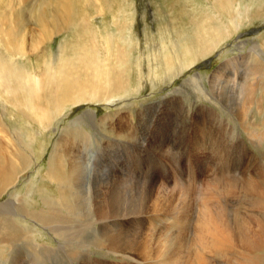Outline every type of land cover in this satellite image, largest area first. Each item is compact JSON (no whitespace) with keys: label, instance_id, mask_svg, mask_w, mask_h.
I'll return each instance as SVG.
<instances>
[{"label":"rangeland","instance_id":"1","mask_svg":"<svg viewBox=\"0 0 264 264\" xmlns=\"http://www.w3.org/2000/svg\"><path fill=\"white\" fill-rule=\"evenodd\" d=\"M46 1L51 0H0V31L3 29L0 40H11L12 43L14 39V43H20H12L14 50L10 48L9 55L17 53L12 57L15 62L11 67L25 66L42 84L41 90L34 91L32 105L23 108L25 112L16 101L9 100L4 107L0 102V136L3 134L0 137V166L6 167L8 158H12V174L16 173L6 180L0 178L3 180H0V188L4 185L0 189V216L4 218L0 226L22 230L18 234L0 235V264H158L162 257L173 258V254L181 258V264H196L193 255L197 248L193 247V237L204 205L210 212L215 211L217 204L221 210L223 207L229 210L222 211L230 218L246 217V223L261 213V208L255 207L256 201L263 196L261 187L251 191L249 183H242L248 181L246 175L263 171L264 165V87H260L264 84V0H71L69 27L60 12L61 20L57 18L58 11L49 15ZM48 16L55 20H50V31L54 32L47 40L37 24L42 22L47 26ZM11 21H16L12 22L15 26ZM8 22L13 30L18 29L19 35L7 29ZM9 32L14 37H8ZM90 35H93V41H89ZM19 37L22 42L18 41ZM93 43L95 47H92ZM62 50L64 57L60 58ZM6 60L4 54L3 61ZM48 62L53 69L52 75L48 74ZM55 70L59 75L54 73ZM4 80L12 82L10 78ZM77 87L82 92L79 90V93ZM4 91L0 89V94L10 99ZM28 110L37 115L44 112L41 123L34 116H28ZM30 136L34 140L27 149L30 152L26 153L21 146ZM6 137L12 139L8 141ZM56 142L60 148L58 157L65 158L64 191L47 177ZM16 149L24 157L18 155ZM16 157L24 158L23 164L28 163L29 168L20 165ZM231 192L232 195L228 194ZM94 202L99 203L97 207ZM104 202L106 205L103 206ZM91 203L94 209L90 207ZM101 206L105 212L109 211L110 218ZM148 208L155 213L148 214ZM34 213L39 219L32 217ZM210 214L212 216L213 212ZM192 225L196 228L194 233L191 232ZM104 227L109 230L105 231ZM167 234L171 242L166 239ZM126 241L128 245H125ZM173 242L175 246L176 242H181L177 243L179 247L183 243L182 251ZM155 248L159 252L166 249L162 254L166 256L158 254ZM141 249L161 257H153L152 261ZM226 249L228 254L216 252L210 259L203 257V264L208 259L212 263L207 264L224 259V264H236L241 256L249 259L260 256L264 260V249L252 250L247 243L239 246L229 242ZM123 251L133 253L135 258L142 253L136 261L123 260V263L116 254ZM142 255L149 263L144 258L140 261Z\"/></svg>","mask_w":264,"mask_h":264},{"label":"bare ground","instance_id":"2","mask_svg":"<svg viewBox=\"0 0 264 264\" xmlns=\"http://www.w3.org/2000/svg\"><path fill=\"white\" fill-rule=\"evenodd\" d=\"M73 1V0H72ZM72 1L71 0H51L50 2H48L47 3V1L46 2H44L45 4L47 3L48 4V12H49V15L51 16L53 13L55 14V12L56 11H58V13H56V15H57V18H58V20H61V18H60V15H61V17L64 19V23H65V25L66 24H68V18L71 16V14H72ZM32 2V1H31ZM98 2V1H97ZM221 3V2H220ZM46 4V5H47ZM102 5V4H101ZM19 6V5H18ZM45 6V5H44ZM41 7H43V6H41ZM46 7V6H45ZM46 10H47V8H45ZM59 12H60V15H59ZM239 13V12H238ZM237 13V14H238ZM240 14V13H239ZM31 16H32V14H31ZM50 16H48L47 17V20H46V23H47V26H44L43 25V23L42 22H40L39 23V25L37 24V27L40 29V32L43 34V36L48 40L49 39V37H50V34L51 33H53L54 31H50L51 29H50V27H51V21L50 20H55V18L54 17H50ZM6 17V16H5ZM15 19V18H14ZM5 20V19H4ZM16 20V19H15ZM15 23L14 21H11V23ZM238 22V21H237ZM9 24H7V29L8 30H13L9 25L11 24L10 22H8ZM12 23V24H13ZM17 24V23H16ZM232 24V23H231ZM233 24H234V21H233ZM235 24H237V23H235ZM5 25V24H4ZM14 25V24H13ZM13 25H12V27H13ZM18 25V24H17ZM17 25H16V27L15 28H17ZM69 25H70V23L68 24V25H66L67 27H69ZM6 26V25H5ZM9 26V27H8ZM15 26V25H14ZM228 27V26H227ZM1 28V27H0ZM6 28V27H5ZM5 28H4V31H5ZM11 28V29H10ZM48 28V29H47ZM6 29V30H7ZM228 29V28H227ZM3 30V29H2ZM1 30V31H2ZM17 30L18 29H16V31L15 30H13L14 32H12V33H15L16 32V34L15 35H17L18 33H17ZM20 30V29H19ZM57 30V29H56ZM229 30V29H228ZM1 31H0V33H1ZM4 33V32H3ZM2 33V34H3ZM10 34V32H9V35H8V37L9 36H13V34ZM23 32H21V34H22ZM101 33V32H100ZM99 33V34H100ZM54 34H56V33H54ZM19 35V34H18ZM0 36H2V35H0ZM6 36V38H8L7 37V35H5ZM93 35H90V37H89V41L90 40H92V37ZM97 36V35H96ZM14 37V36H13ZM100 37V36H99ZM213 37V36H212ZM211 37V38H212ZM15 38H17L16 36H15ZM20 38V37H19ZM21 38H22V35H21ZM21 38L18 40V41H20L21 40ZM103 38V37H102ZM107 38H109V37H107ZM2 39V38H1ZM9 39V38H8ZM11 39V38H10ZM18 39V38H17ZM96 39V38H95ZM104 39H106V38H104ZM14 40V39H13ZM13 40H12V43H14L13 42ZM100 40H101V38H100ZM8 41V40H7ZM15 41H17L16 39H15ZM93 41V40H92ZM21 42H22V40H21ZM11 43V40H10V42H5V41H2V40H0V89H5V95L7 96V95H10V99H8V98H5V97H3V94H0V99H2L0 102L3 104V107H4V105L6 104V106H7V104H9V100H11V102L13 103L14 101H16V103L18 104V106L19 107H21L22 108V110L25 112V110L23 109V108H28L29 107V105L31 104L32 105V102L34 101L33 100V98H34V96H35V93H34V91H36V90H41L40 88H41V82H40V80L35 76V75H32L31 73H29L28 72V70L25 68V66H24V68H18V66L16 67L15 66V68L13 67H11L12 66V64H13V62H15L13 59H12V57L13 56H15V55H9L10 54V48H12L13 46H15L14 44H18V43H14V44H12ZM20 44V43H19ZM94 44V43H93ZM93 44H91V45H93ZM109 45V44H108ZM20 46V45H19ZM96 46V44H94L92 47H95ZM98 46V45H97ZM91 47V48H92ZM107 48V47H106ZM255 48V47H254ZM13 50H14V48H12ZM22 49V48H21ZM96 49V48H95ZM20 50V49H19ZM18 50V51H19ZM75 50V49H74ZM93 50V49H92ZM22 52H23V50H22ZM89 53V52H88ZM91 53V52H90ZM4 54H6V56H7V60H6V62H4L3 61V59H4ZM84 54V53H83ZM80 55V54H79ZM108 55V54H107ZM81 56V55H80ZM84 56V55H83ZM62 57H64V50H62L61 51V57L60 58H62ZM82 57V56H81ZM85 57V56H84ZM94 57V56H93ZM66 59V58H65ZM95 59V58H94ZM233 59V58H232ZM61 60V59H60ZM67 61H68V59H66ZM234 60V59H233ZM232 60V61H233ZM62 61V60H61ZM60 61V62H61ZM89 61H91V60H89ZM98 61V60H97ZM100 61V60H99ZM230 61V60H229ZM228 61V62H229ZM231 61V62H232ZM101 62V61H100ZM65 63V62H64ZM81 63H83V62H81ZM93 63H95V64H98L99 62H94L93 61ZM234 63V62H233ZM100 65H101V63H99ZM230 64V63H229ZM15 65V64H14ZM50 65H51V63H49L48 62V65H47V69H48V71H49V73L48 74H50L52 71H53V69H51V67H50ZM228 65V64H227ZM53 66V65H52ZM67 66V65H66ZM69 66H70V64H69ZM78 66H80V64L78 65ZM90 66H92V65H90ZM103 66V65H102ZM62 67H64V66H62ZM64 68H66V67H64ZM81 69V68H80ZM67 70V69H66ZM221 70V69H220ZM70 71V70H69ZM68 71V72H69ZM72 71V70H71ZM82 71V70H81ZM104 71V70H103ZM73 72H74V70H73ZM72 72V73H73ZM76 72H79V71H76ZM92 72V71H91ZM96 72V71H95ZM216 72H218V71H216ZM215 72V73H216ZM221 72V71H220ZM219 72V73H220ZM263 72V71H262ZM54 73H57V75H59L58 74V72H57V70H55V72ZM70 73V72H69ZM47 74V75H48ZM68 74V73H67ZM85 74V73H84ZM217 74V73H216ZM264 74V73H263ZM51 75H52V73H51ZM51 75H50V77H51ZM54 75V74H53ZM63 75V74H62ZM86 75V74H85ZM104 75V74H103ZM64 76H66V75H63V77ZM78 76V75H77ZM87 76V75H86ZM97 76V75H96ZM213 76V79H215L216 78V75H212ZM264 76V75H263ZM69 77V76H68ZM76 77V76H75ZM88 77V76H87ZM104 77V76H103ZM5 78H10L11 80H12V82L11 81H9V80H4ZM53 78V77H52ZM52 78H51V80H52ZM55 78V77H54ZM54 78H53V80H54ZM61 78V77H60ZM60 78H59V80H60ZM79 78V77H78ZM107 78V77H106ZM48 79V78H47ZM70 79V78H69ZM74 79V78H73ZM102 79V78H101ZM240 79V78H239ZM259 79V78H258ZM67 81H68V79H67ZM78 81V80H77ZM81 81V80H80ZM261 81V80H260ZM74 82V81H73ZM92 82V84H93V81H90V83ZM107 81H106V79H105V84H107L106 83ZM218 82H220V81H218ZM259 82V81H258ZM78 83H80L79 81H78ZM78 83H76V84H78ZM81 83H84V81H82ZM80 83V84H81ZM97 83V82H96ZM95 83V84H96ZM260 83V82H259ZM63 84V83H62ZM242 84V83H241ZM253 84V83H252ZM251 84V85H252ZM83 85V84H82ZM91 85V84H90ZM254 85V84H253ZM257 85V84H256ZM256 85H254V86H256ZM64 86V88H66V90H67V87H65V85H63ZM71 86V85H70ZM69 86V87H70ZM75 85L73 84V87H74ZM80 86V85H79ZM253 86V89L254 88H256V87H254ZM43 87V86H42ZM81 87V86H80ZM86 87V86H85ZM92 87V86H91ZM108 87H110V86H108ZM250 87V86H249ZM252 87V86H251ZM260 87L261 88H263L264 87V84H260ZM63 88V89H64ZM78 88V87H77ZM112 88V87H111ZM260 88V89H261ZM61 89V88H60ZM75 90H76V88H74ZM222 89V88H221ZM220 89V90H221ZM225 89V88H224ZM63 91L64 93L65 92H67V91ZM71 90V89H70ZM74 90V91H75ZM80 89L78 88V91H79ZM91 90H93V89H91ZM97 90V89H96ZM99 90V89H98ZM97 90V91H98ZM112 90V89H111ZM217 90V89H216ZM256 90H258V88L256 89ZM262 90V89H261ZM264 90V89H263ZM58 91H59V89H58ZM72 91V90H71ZM81 91V90H80ZM80 91H79V93H80ZM83 91H85V90H83ZM87 91V90H86ZM94 91V90H93ZM93 91H91V93L93 92ZM108 91V90H107ZM73 92V91H72ZM77 92V91H76ZM82 92V91H81ZM251 92V91H250ZM57 93H59V92H57ZM74 94H75V92H73ZM99 93H100V91H99ZM252 93H253V91H252ZM60 94V93H59ZM84 94H87V93H84ZM89 94V93H88ZM251 94V93H250ZM249 94V95H250ZM58 95V94H57ZM68 95H69V92H68ZM73 94H71V96H72ZM76 95H78V94H76ZM90 95H92V94H90ZM97 95V94H96ZM99 96H100V94H98ZM221 95V94H220ZM60 96H62L63 97V95H59V97ZM65 96V95H64ZM74 96V95H73ZM72 96V97H73ZM216 96V95H215ZM243 96V95H242ZM67 97H70V96H67ZM77 98V97H76ZM62 99V98H61ZM65 99H66V97H65ZM71 99V98H70ZM220 99V98H219ZM63 100V99H62ZM68 100V99H67ZM61 101V100H60ZM72 101V100H71ZM62 102V101H61ZM66 102V101H65ZM171 102V101H170ZM248 102V101H247ZM63 103V102H62ZM72 103V102H71ZM70 103V104H71ZM77 103V102H76ZM165 103V102H164ZM221 103V102H220ZM159 104H161V103H159ZM180 104V103H179ZM55 105V104H54ZM249 105V104H248ZM173 106V105H172ZM259 107V106H258ZM31 108V107H30ZM150 108V107H149ZM182 108V107H181ZM244 108V107H243ZM158 109V108H157ZM245 109V108H244ZM4 110V109H3ZM232 110V109H231ZM234 110V109H233ZM241 110V109H240ZM246 110V109H245ZM257 110V109H256ZM89 111V110H88ZM243 111V110H242ZM28 113H29V115L28 116H34V119H36L37 121H38V123H41L40 122V120L41 119H43L44 118V115L42 114V113H44V112H40V114L39 115H37L38 113H34V112H31V111H27ZM91 112V111H90ZM196 112V111H195ZM235 112V111H234ZM244 112V111H243ZM248 112V111H247ZM212 113V112H211ZM210 113V114H211ZM238 114V113H237ZM239 115V114H238ZM246 115V114H245ZM89 116L90 117H92L93 118V116L89 113ZM29 118H33V117H29ZM238 118V117H237ZM242 118V117H241ZM244 118V117H243ZM77 120H78V118H77ZM81 119H79V121H80ZM93 120V119H92ZM241 120H243V119H241ZM46 121V120H45ZM78 121V122H79ZM89 121V120H88ZM239 121V120H238ZM42 122H43V120H42ZM77 122V123H78ZM244 123V122H243ZM245 124V123H244ZM244 124H242V125H244ZM71 128V127H70ZM198 128V127H197ZM201 128V127H200ZM243 129V128H242ZM258 129V128H257ZM98 131V130H97ZM204 131V130H203ZM8 133V132H7ZM7 133H6V136H7ZM85 133V132H84ZM2 134V133H1ZM68 134V133H67ZM3 135V134H2ZM2 135L0 136V137H2ZM249 135L251 136V138L252 137H254L253 136V134L251 133V132H249ZM70 136V135H69ZM197 136V135H196ZM249 136V137H250ZM4 137V136H3ZM7 138V137H6ZM9 138V137H8ZM8 138H7V140H8ZM34 137H31L30 136V139H28L27 138V140H26V142H24L23 144L24 145H22L21 146V150L22 151H26V153H28V152H30L29 150H27L28 148H30V146H32V143H33V139ZM194 138V137H193ZM198 138V137H197ZM3 139H5V138H3ZM12 139V138H11ZM10 139V140H11ZM253 139V138H252ZM1 140V139H0ZM10 140H8V141H10ZM4 141V140H3ZM21 141V140H20ZM19 141V142H20ZM82 141V140H81ZM87 141V140H86ZM1 142V141H0ZM6 142V141H5ZM12 143H13V141H11ZM169 142V141H168ZM8 143V142H7ZM57 143V142H56ZM82 144V143H81ZM4 145V144H3ZM5 145H7L6 143H5ZM12 146H13V144H11ZM259 145V144H258ZM56 147V148H55ZM54 147V149H53V154H52V156H50V161H49V168H48V171H47V177L48 178H50V179H52V180H54V181H56L57 183H58V186L60 187V189L62 190V191H64L63 190V188H64V184H65V171H64V173H63V169H64V164H63V161L65 160V158L62 156H59V157H61V158H59L58 157V155H59V144L57 143V146H55ZM3 148H4V146H3ZM8 148H9V150L10 149H12V148H10V146H8ZM32 148V147H31ZM59 148V149H58ZM62 148V147H61ZM0 149H1V147H0ZM5 149V148H4ZM13 151H15V146L13 147ZM18 149H16V152H18L17 151ZM28 151V152H27ZM8 152H10V151H8ZM64 152V151H63ZM12 153V152H11ZM10 153V154H11ZM21 152L19 151L18 152V155H20V156H22L21 154H20ZM61 153H62V151H61ZM14 154V153H13ZM264 154V153H263ZM28 155V154H27ZM61 155V154H60ZM19 156V157H20ZM11 157V156H10ZM18 157V156H17ZM17 157H16V160H17V162H19L20 163V165H24V168L27 166L26 164H28V163H26V164H23V162H24V158H22L21 160L18 158L17 159ZM22 157H24V156H22ZM2 159V158H1ZM72 159V158H71ZM263 159V158H262ZM20 160V161H19ZM26 160V159H25ZM62 163H61V162ZM69 161V160H68ZM69 162H71V161H69ZM15 163H16V161H15ZM18 163V164H19ZM74 163V162H73ZM69 165V164H68ZM72 165V164H71ZM75 165V164H74ZM17 166V165H16ZM16 166H15V168H16ZM135 166V165H134ZM21 167V166H20ZM23 167V166H22ZM261 167V166H260ZM18 168V167H17ZM27 168H29L28 166H27ZM262 168V167H261ZM19 170H21V168H19ZM66 170H67V168H66ZM14 171V165H13V161H12V158H8V160H7V166L6 167H4V166H0V178L1 179H7L8 178V176H10V175H15V174H12V172ZM17 171V170H16ZM15 171V172H16ZM263 171H264V165H263ZM263 171H261V172H257L258 174L256 175L255 173H253V174H251V176H248V175H246L247 177H246V180H248L247 182H244L243 181V183L242 184H244V185H246V184H248L249 183V185H248V188L251 190V191H253V190H255V189H258V188H260L261 189V191H262V193L261 194H263V196H261V198H260V200L259 201H256V205H255V207H260L261 208V213H260V215H258L259 214V210L257 211L258 212V216L260 217L259 219H257V217H255V219L251 222L250 221V223L248 222V223H246V217H244V216H238V220L236 219V218H230V215L228 216L226 213H224L225 211H228L229 212V210H225L224 209V207H223V209L225 210H221V208H218V206H217V204L215 205V211H210V212H213V215L211 216V214H210V212H209V210L207 209V207L204 205L203 207H202V210H200V212L202 211V213H200L201 214V216H199L200 218H199V220H198V227H197V230H196V232L194 233L193 232V230H195L196 228H194L193 227V225L192 226H190L191 228H194V229H192L191 230V232H193L194 234H192V236L194 235L195 236V238L193 237V241L195 242V245H193V247H196L197 249H196V251H195V249H194V255H193V257H195V259H196V261H195V263L196 264H203V257H208L209 259L212 257V256H214V254L216 253V252H219L218 254L220 255V254H222V253H227L228 252V250L226 249V247H227V244L229 243V242H235V244H237V245H239V246H241L242 244H244V243H247L248 245H249V247H251L252 248V250H257V251H262L263 249H264V210H263V207H264V173H263ZM256 172V171H255ZM74 173V172H73ZM75 174H76V172H75ZM69 176V175H68ZM244 177H245V175H243ZM12 178H13V176H12ZM74 178V177H73ZM114 178V177H113ZM112 178V179H113ZM0 179V180H1ZM9 179H10V177H9ZM72 179V178H71ZM14 180V179H13ZM13 180H12V182H13ZM122 180V179H121ZM229 180V179H228ZM241 180V179H240ZM245 180V181H246ZM1 181H3V180H1ZM10 181V180H9ZM53 181V182H54ZM52 182V183H53ZM122 182V181H121ZM239 182V181H238ZM241 182V181H240ZM8 183V182H7ZM11 183V182H10ZM236 183V182H235ZM1 184V183H0ZM14 184V183H13ZM116 184H117V182H116ZM123 184V183H122ZM211 185V184H210ZM224 185V184H223ZM4 186V185H3ZM3 186H1V188L0 189H2L3 188ZM52 186V185H51ZM70 186V185H69ZM118 186V185H117ZM119 186H121V183H120V185ZM216 186V185H215ZM226 186V185H225ZM259 186V187H258ZM8 187V186H7ZM6 187V188H7ZM78 187V186H77ZM80 187V186H79ZM82 187V186H81ZM199 187V186H198ZM217 187V186H216ZM219 188H221L220 186H218ZM241 187H242V185H241ZM57 188V187H56ZM75 188V187H74ZM73 188V189H74ZM101 188V187H100ZM99 188V189H100ZM106 188H109V187H106ZM203 188V187H202ZM218 188V189H219ZM227 188H228V186H227ZM235 188V187H234ZM247 187H245V189L247 190L248 189ZM8 189V188H7ZM70 189V188H69ZM102 189V188H101ZM100 189V190H101ZM110 189V188H109ZM134 189V188H133ZM208 189V188H207ZM213 189V188H212ZM211 189V190H212ZM230 189V188H229ZM229 189L227 190V191H229ZM248 189V190H249ZM57 190V189H56ZM80 190H81V188H80ZM83 190V189H82ZM135 190V189H134ZM206 190V189H205ZM232 189H230V191H231ZM9 191V190H8ZM59 191V190H58ZM71 191V190H70ZM103 191H105V190H103ZM107 191V190H106ZM113 191V190H112ZM141 191V190H140ZM201 191H203V190H201ZM225 192H226V190H224ZM229 191V192H230ZM260 191V192H261ZM66 192V191H65ZM65 192H62V193H65ZM96 192V191H95ZM118 192V191H117ZM129 192V191H128ZM150 192V191H149ZM153 192V191H152ZM215 192V191H214ZM241 192H243V190L241 191ZM256 192H258V191H256ZM69 193V192H68ZM74 193V192H73ZM83 193V192H82ZM85 193V192H84ZM120 193V192H119ZM162 193V192H161ZM168 193V192H167ZM209 193V192H208ZM66 194H67V192H66ZM65 194V195H66ZM111 194V193H110ZM150 194H152L151 192H150ZM154 194V193H153ZM164 194V193H163ZM169 194V193H168ZM186 194V193H185ZM216 194L218 195V192H216ZM228 194H231L232 195V192L231 193H228ZM227 194V195H228ZM235 194V193H234ZM239 194V193H238ZM237 194V195H238ZM5 195V194H4ZM85 195V194H84ZM89 195V194H88ZM104 195V194H103ZM115 195V194H114ZM132 195V194H131ZM156 195H157V193H156ZM165 195V194H164ZM170 195V194H169ZM210 195H212L213 196V194H210ZM216 195V196H217ZM220 195V194H219ZM245 195V194H244ZM8 196V195H7ZM69 196V195H68ZM71 196V195H70ZM73 196V195H72ZM75 197H77L76 195H74ZM94 196V195H93ZM122 196V195H121ZM144 196V195H143ZM166 196L168 197V195L166 194ZM171 196V195H170ZM229 196V195H228ZM84 197V196H83ZM105 196H103V198H104ZM110 197V196H109ZM123 197V196H122ZM136 197V196H135ZM134 197V198H135ZM145 197V196H144ZM204 197V196H203ZM225 197V196H224ZM223 197V198H224ZM10 198V197H9ZM18 198V197H17ZM62 198H63V196H62ZM89 198H91L90 196H89ZM95 198H96V196H95ZM168 198H170V197H168ZM217 198V197H216ZM2 199V198H1ZM7 199V198H6ZM11 199V198H10ZM59 199H60V197H59ZM71 199V198H70ZM84 199H86V198H84ZM92 199H93V197H92ZM105 199V198H104ZM109 199V198H108ZM111 199V198H110ZM123 199H124V197H123ZM132 199L133 198H131V200L130 201H132ZM137 199H141V198H138L137 197ZM205 199H206V197H205ZM220 199V198H219ZM238 199V198H237ZM9 200V199H8ZM19 200V199H18ZM58 200V199H57ZM56 200V201H57ZM63 200V199H62ZM64 200H67V198H65L64 197ZM73 200H75V198L73 199ZM76 200L78 201V199L76 198ZM75 200V201H76ZM79 200H80V198H79ZM90 200V199H89ZM94 200H96V199H94ZM99 200V199H98ZM115 200V199H114ZM113 199H112V201H114ZM125 200H126V196H125ZM163 200H164V198H163ZM211 201L213 200L212 198L210 199ZM209 200V202H211ZM10 201V200H9ZM16 201V200H15ZM23 201V200H22ZM45 201H46V199H45ZM59 201V200H58ZM93 201V200H92ZM97 201V200H96ZM101 201H102V199H101ZM109 201V200H108ZM111 201V202H112ZM122 201V200H121ZM124 201V200H123ZM205 201V200H204ZM203 201V202H204ZM219 201V200H218ZM227 201V200H226ZM226 201H225V203H226ZM234 201V200H233ZM262 201V203L260 204V202ZM4 202V201H3ZM19 202V201H18ZM61 202H65V201H61ZM80 202V201H79ZM79 202H78V204H79ZM100 202V201H99ZM127 202V201H126ZM126 202H124V204L126 203ZM151 202H152V200H151ZM150 202V203H151ZM191 202V201H190ZM202 202V203H203ZM208 202V201H207ZM207 202H206V204H207ZM222 202H224V201H222ZM7 203V202H6ZM5 202L3 203V204H6ZM59 203V202H58ZM86 203H87V200H86ZM101 203V202H100ZM136 203V202H135ZM138 203H140L139 201H138ZM145 203V202H144ZM157 202H155L154 204H156ZM159 203V202H158ZM163 204H164V202H162ZM161 203V204H162ZM229 203H231V201L229 202ZM2 204V203H1ZM2 204V205H3ZM66 204V203H65ZM81 204V203H80ZM85 204V203H84ZM94 204H95V206H96V204L98 205L99 203L98 202H94ZM142 204V203H141ZM140 204V205H141ZM153 204V205H154ZM173 204V203H172ZM205 204V203H204ZM233 204V203H232ZM231 204V205H232ZM7 205V204H6ZM41 205H43V204H41ZM46 205H48L47 203H46ZM62 205H63V203H62ZM101 205V204H100ZM104 205H106L105 204V202L103 203V206ZM129 205V204H128ZM127 205V206H128ZM146 205V207H147V204H145ZM149 205V204H148ZM165 205H166V202H165ZM214 205L213 206H211V207H214ZM223 205V204H222ZM65 206V205H64ZM72 206V205H71ZM78 206V205H77ZM80 206V205H79ZM103 206H101V208L103 207ZM114 206V205H113ZM150 207L152 206V205H149ZM148 206V207H149ZM158 206H161L160 204L158 205ZM163 206V205H162ZM220 206H221V204H220ZM232 206H234V205H232ZM236 206V205H235ZM238 206V205H237ZM61 207V206H60ZM66 207V206H65ZM88 207V206H87ZM90 207H92L93 209H94V207L92 206V203H91V205H90ZM97 207V206H96ZM95 207V208H96ZM99 207V206H98ZM122 207V206H121ZM141 207H142V205H141ZM145 207V206H144ZM149 207V208H150ZM154 207H156V205H154ZM165 207V206H164ZM210 207V206H209ZM210 207V208H211ZM229 207V206H228ZM249 207V206H248ZM42 208H43V206H42ZM44 208H45V206H44ZM47 208V207H46ZM77 208V207H76ZM80 208H81V206H80ZM123 208V207H122ZM129 208V207H128ZM127 208V209H128ZM135 208V207H134ZM138 208V207H137ZM148 208V209H149ZM153 208V207H152ZM151 208V209H152ZM157 208H159V207H157ZM209 208V209H210ZM234 208H236V207H234ZM239 209H240V207H238ZM238 208H236V209H238ZM5 209V208H4ZM7 209V208H6ZM72 209V208H71ZM77 209H79V208H77ZM87 209H89V208H87ZM92 209V210H93ZM103 209V208H102ZM118 209V208H117ZM138 209H140V207L138 208ZM137 209V210H138ZM147 209V208H146ZM151 209H149V212H148V214L150 213V214H154V213H151V212H153V209H152V211H150ZM229 209V208H228ZM244 209V208H243ZM243 209H241V210H243ZM41 210V209H40ZM50 210V209H49ZM57 210V209H56ZM58 210H59V208H58ZM60 210H62V208L60 209ZM74 210H76V209H74ZM83 210V209H82ZM97 210H99L100 211V209H97ZM96 210V211H97ZM104 211H103V213L105 214H107V212H109V211H106L105 212V209H103ZM130 210H132V207H131V209ZM136 210V211H137ZM142 210V209H141ZM161 210V209H160ZM163 210H164V208H163ZM166 210V209H165ZM164 210V211H165ZM211 210H213V209H211ZM232 210H234L233 209V207H232ZM232 210H230V211H232ZM240 210V211H241ZM2 211H3V209H2ZM6 211V210H5ZM51 211H54V209H52ZM98 211V212H99ZM124 211H126V209H124ZM143 211V210H142ZM255 211V210H254ZM58 212V211H57ZM62 212V211H61ZM80 212V211H79ZM83 212V211H82ZM86 212V211H85ZM98 212H96V213H98ZM101 212V214L100 215H104V214H102V211H100ZM121 212H123V211H121ZM127 212V211H126ZM133 212V211H132ZM145 212H147V210L145 211ZM145 212H143V213H145ZM235 212V211H234ZM244 212H245V210H244ZM249 212H250V210H249ZM76 213V212H75ZM78 213V212H77ZM93 213L95 214V212L93 211ZM130 213H131V211H130ZM159 213H160V211H159ZM161 213H162V211H161ZM166 213V212H165ZM168 213V212H167ZM237 213V212H236ZM71 214V213H70ZM80 214V213H79ZM83 214V213H82ZM86 214H89V213H86ZM99 214V213H98ZM110 214H112V213H110ZM137 214H139V213H137ZM141 214V213H140ZM147 214V213H146ZM158 214V213H157ZM164 214V213H163ZM175 214V213H174ZM199 214V215H200ZM232 214V213H231ZM235 214V213H234ZM233 214V215H234ZM241 214V213H240ZM5 215H7V213L5 214ZM50 215H51V213H50ZM73 215V214H72ZM96 215V214H95ZM108 216H109V214H107ZM107 215H105V217L107 216ZM116 215H118V214H116ZM120 215V214H119ZM136 215V214H135ZM198 215V214H197ZM232 215V216H233ZM235 215H237V214H235ZM25 216V215H24ZM107 216V217H108ZM113 216H115V215H113ZM127 216H128V214H127ZM130 216H131V214H130ZM137 216H139V215H137ZM141 216V215H140ZM139 216V217H140ZM145 216V215H144ZM170 216H172V215H170ZM34 219H39V215L37 214V213H34L33 214V216H32ZM85 217H86V215H85ZM92 217V216H91ZM94 217V216H93ZM111 216H109L108 218H110ZM117 217V216H116ZM124 217H126V216H124ZM129 217V216H128ZM173 217V216H172ZM234 217V216H233ZM236 217V216H235ZM8 218V217H7ZM42 218V217H41ZM96 218V217H95ZM175 218V217H174ZM178 218V217H177ZM2 219H3V221H4V218H3V216H2ZM2 219H1V216H0V223L2 222ZM5 219H6V217H5ZM89 219V218H88ZM100 219V218H99ZM103 219H105V218H103ZM102 219V220H103ZM198 219V218H197ZM196 219V220H197ZM7 220V219H6ZM102 220H100L99 222H101ZM108 220V219H107ZM40 221H42V220H40ZM45 221V220H44ZM95 221H96V219H95ZM105 221V220H104ZM109 221V220H108ZM173 221V220H172ZM111 222V221H110ZM132 222V221H131ZM152 222V221H151ZM183 223H184V220L182 221ZM38 223V222H37ZM46 223V222H45ZM52 223V222H51ZM50 223V224H51ZM94 223V222H93ZM101 223H103V222H101ZM117 223V222H116ZM185 223H187V222H185ZM184 223V224H185ZM195 223V222H194ZM48 224V223H47ZM184 224H183V226H184ZM193 224V223H192ZM49 225V224H48ZM104 225V224H103ZM103 225H98V226H103ZM114 225H116V224H114ZM187 224H185V226H186ZM195 225L197 226V224L195 223ZM7 226V225H6ZM182 226V225H181ZM180 226V227H181ZM182 226V227H183ZM188 226V225H187ZM119 227V226H118ZM161 227V226H160ZM48 228V227H47ZM81 228H83V227H81ZM110 228H112V227H110ZM115 228H116V226H115ZM17 228H15V231L13 230V229H11L10 227L8 228V226L7 227H5V226H0V235H13L14 233H16V234H18L19 232H21L22 230H16ZM113 229V228H112ZM150 229V228H149ZM161 229V228H160ZM159 229V230H160ZM180 229V228H179ZM185 229H188V228H185ZM59 230V229H58ZM79 230V229H78ZM104 230L105 231H107V230H109V229H105V227H104ZM148 230V229H147ZM177 230V229H176ZM96 231V230H95ZM104 231V232H105ZM118 231V230H117ZM116 231V232H117ZM156 231V230H155ZM155 231H153V232H155ZM165 231V230H164ZM166 231H167V229H166ZM172 231V230H171ZM171 231H169L170 233H171ZM174 233H175V228H174ZM178 231V230H177ZM51 232V231H50ZM53 232H55L54 230H53ZM97 232V231H96ZM101 232H102V230H101ZM122 232V231H121ZM139 232V231H138ZM152 232V231H151ZM151 232L149 233L150 235H151V237H152V234H151ZM152 232V233H153ZM161 232H162V229H161ZM181 232H183V230L181 231ZM185 232V231H184ZM184 232H183V234H184ZM188 232H190V231H188ZM110 233V232H109ZM126 233V232H125ZM144 233V232H143ZM159 233V232H158ZM180 233V232H179ZM93 234V233H92ZM106 234H108V233H106ZM112 234H113V232H112ZM112 234L111 235H109V236H111V238L112 237H114V236H112ZM127 234V233H126ZM149 234H147V236L149 235ZM162 234H164L165 235V232L163 233L162 232ZM172 235H173V232L171 233ZM177 234V233H176ZM191 234V233H190ZM189 234V235H190ZM87 235V234H86ZM101 235H102V233H101ZM100 235V236H101ZM154 235V234H153ZM169 234H167V236H168ZM172 235H170V236H172ZM175 235V234H174ZM180 234H178V236H179ZM156 236V235H155ZM160 236H162V238H163V235H160ZM151 237H150V240H152L153 238H154V236H153V238L151 239ZM156 237H159V236H156ZM177 237V236H176ZM186 237H188V236H186ZM185 237V238H186ZM242 237L243 238H245V239H242ZM29 238L30 239H32V237H31V235H29ZM97 238V237H96ZM96 238L94 237L93 239H95L96 240ZM108 238V237H107ZM161 238V239H162ZM170 239V237L168 236L166 239ZM175 236L173 237V240L172 241H174L175 239ZM180 238V237H179ZM81 239H83V238H81ZM122 239V238H121ZM120 238H119V240H121ZM123 239H125V238H123ZM141 239V238H140ZM147 239V238H146ZM155 239H157L158 240V238H155ZM161 239H160V241H161ZM164 239V238H163ZM162 239V241H164ZM168 239V240H169ZM172 239V238H171ZM177 239V238H176ZM181 240H183L182 238H180ZM180 239H178V240H180ZM187 239V238H186ZM78 240V239H77ZM99 240V239H98ZM101 240V239H100ZM99 240V241H100ZM112 240H113V238H112ZM135 240V239H134ZM150 240H149V242H150ZM1 241V240H0ZM23 241V240H22ZM32 241V240H31ZM64 241V240H63ZM131 241V240H130ZM154 241V240H153ZM159 241V242H160ZM167 241V240H166ZM170 241V240H169ZM168 241V242H169ZM189 241H190V238H189ZM19 242V241H18ZM27 242V241H26ZM83 242H84V240H83ZM96 242V241H95ZM115 242V241H114ZM128 241H126V243H127ZM132 242V241H131ZM156 243L158 242V241H155ZM154 242V243H155ZM171 242V241H170ZM169 242V243H170ZM183 243H184V240L182 241ZM186 242V241H185ZM34 243V242H33ZM32 243V244H33ZM60 243V242H59ZM97 243V242H96ZM105 243V242H104ZM109 243H111V242H109ZM125 243V242H124ZM137 243V242H136ZM135 243V244H136ZM162 243V242H161ZM164 243V242H163ZM175 242H173V244H174ZM180 244L179 242H176V246L178 245V244ZM182 243V244H183ZM1 244V243H0ZM69 244V243H68ZM112 244V243H111ZM122 244V243H121ZM129 243H127V244H125V245H128ZM150 244V243H149ZM172 243H170V245H171ZM182 244H181V247H182ZM34 245H38V244H33V246ZM40 245V244H39ZM63 245H65V244H63ZM67 245V244H66ZM83 245V244H82ZM81 245V246H82ZM91 245V244H90ZM99 245V244H98ZM103 245H105V244H103ZM107 245V244H106ZM141 245V244H140ZM158 245H159V243H158ZM161 245V244H160ZM166 245H167V242H166ZM166 245H164L165 246V248L167 247ZM169 245V246H170ZM185 245V244H184ZM187 245H188V243H187ZM113 246V245H112ZM120 246V245H119ZM123 246V245H122ZM141 246H143V245H141ZM140 246V247H141ZM156 246H157V244H156ZM174 246H175V244H174ZM175 246V247H176ZM190 246V245H189ZM86 247V246H85ZM88 247V246H87ZM100 247V246H99ZM131 247V246H130ZM129 247V248H130ZM152 247V246H151ZM162 247V245L160 246V248ZM170 247H172V246H170ZM175 247H174V249H175ZM179 247V245H178V248L181 250L182 248H184V247ZM192 247V248H193ZM60 248V247H59ZM117 248V247H116ZM131 248H133V247H131ZM130 248V249H131ZM139 248V247H138ZM137 248V249H138ZM143 248V247H142ZM145 248H147V247H145ZM153 248H154V246H153ZM158 248V247H157ZM157 248H155L154 250L155 251H157L156 249ZM160 248L158 249V250H160ZM173 248V247H172ZM187 248V247H186ZM85 249V248H84ZM96 249V248H95ZM114 249V248H113ZM136 249V248H135ZM149 248H147V250H148ZM150 249H152V248H150ZM149 249V250H150ZM162 249V248H161ZM167 249V248H166ZM166 249H164L163 248V252H159V251H157V253L159 252L160 253V255H162L163 253H165L164 251L166 250ZM179 249H177V250H179ZM37 250V249H36ZM35 250V251H36ZM83 250V249H82ZM92 250V249H91ZM131 250H134V249H131ZM141 250H145V249H141ZM153 250V251H154ZM176 250V251H177ZM187 250V249H186ZM105 251H106V249H105ZM107 251H109L108 249H107ZM136 251V250H135ZM139 251H140V249H139ZM170 251H171V249H170ZM169 251V252H170ZM173 251V250H172ZM176 251H175V253H176ZM182 251V250H181ZM188 251V250H187ZM186 251V252H187ZM111 252V251H110ZM110 252H108V253H110ZM142 252H144V254H145V256L146 257H149V258H151L150 260H152L153 261V257H154V255L152 254V255H150V254H148L149 253V251L147 252L146 250L145 251H142ZM141 252V253H142ZM167 252V251H166ZM186 252H183L184 254H186ZM140 253V254H141ZM158 253V254H159ZM172 253V252H171ZM170 253V254H171ZM173 253H174V251H173ZM172 253V254H173ZM178 253H180V252H178ZM182 253V252H181ZM119 257H118V259L119 260H122V262H123V260H125V261H136L137 259V257H139V255L135 258V256L133 255V253L132 254H130V253H125L124 251L123 252H117L116 253ZM137 254V253H136ZM158 254H156V256H158V258H159V256L160 255H158ZM170 254L168 255V256H170ZM171 254V255H172ZM228 254V253H227ZM89 255V254H88ZM108 255V254H107ZM115 255V254H114ZM182 254H180L179 256H181ZM233 255V254H232ZM42 256V255H41ZM45 256V255H44ZM133 256V257H132ZM155 256V257H156ZM162 256H166V254L165 255H162ZM188 256V255H187ZM224 256H226V255H224ZM224 256H223V259H224ZM234 256H235V254H234ZM40 257V256H39ZM154 257V258H155ZM161 257V256H160ZM173 258H171V256L170 257H166V258H161V260L162 261H158L159 263L158 264H181V263H179L180 261V259L181 258H179L178 257V255H175L174 256V254H173V256H172ZM184 257V256H183ZM239 257V256H238ZM83 258V257H82ZM141 258H144L143 257V255H142V257L140 256V259ZM187 258V257H186ZM228 258V257H227ZM230 258V257H229ZM233 258H235V257H233ZM38 259V258H37ZM36 259V260H37ZM40 259H42V258H40ZM43 259H45V257L43 258ZM86 259V258H85ZM139 259V258H138ZM145 259V258H144ZM184 259V258H183ZM207 260V263L210 261L211 263H212V261L211 260ZM213 259V258H212ZM214 259H216L215 257H214ZM259 260V262L258 261H256V260ZM146 260V259H145ZM158 260V259H157ZM184 260H186V259H184ZM190 260V259H189ZM191 260H193L194 261V258L193 259H191ZM222 260V259H221ZM225 260V259H224ZM224 260L223 261H218V260H215V263H213V264H224L223 262H224ZM39 261V260H38ZM98 261V260H97ZM102 261V260H101ZM140 261H142V259L140 260ZM146 261H148V259L146 260ZM146 261H143V263H146ZM154 261H156L155 259H154ZM226 261V260H225ZM49 262H51V260L49 261ZM121 262V261H120ZM139 262V261H138ZM209 262V263H210ZM230 262H232V260L230 259ZM241 262V263H240ZM40 263V262H39ZM124 263V262H123ZM148 263H149V261H148ZM153 263H155V262H153ZM185 263V262H184ZM187 263V262H186ZM190 263V262H189ZM204 263H205V260H204ZM207 263H205V264H207ZM233 263V262H232ZM236 264H264V260L260 257V256H254L253 258H251V259H249V258H244V257H240V258H238V260H237V262H235ZM32 264V263H31ZM49 264H53L52 262L51 263H49ZM85 264V263H84ZM93 264V263H92ZM111 264V263H110ZM234 264V263H233Z\"/></svg>","mask_w":264,"mask_h":264}]
</instances>
